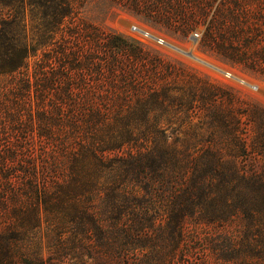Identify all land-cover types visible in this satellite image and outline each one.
<instances>
[{"label":"trees","instance_id":"trees-1","mask_svg":"<svg viewBox=\"0 0 264 264\" xmlns=\"http://www.w3.org/2000/svg\"><path fill=\"white\" fill-rule=\"evenodd\" d=\"M112 1L156 21L162 20L166 26L182 32L199 23L205 24L204 45L220 55L236 57L231 60L257 67L258 56L244 51L249 48L257 51L258 30L252 22L251 0H220L211 15L212 2L208 0ZM76 2L39 1L43 17H50V34L43 44L51 43L65 17H75ZM23 7L24 0H0V82L3 84L0 87V264H177L182 260L188 225L210 229L204 242L219 264H264V182H240L238 187L243 186L242 190L234 191L232 187L236 199H219L216 193L225 186L208 182L207 176L200 181L178 182L176 186L163 182L164 174L157 171L162 160L150 152L139 153L138 157L117 158L125 170H129L125 179L130 177V180L115 188L99 187L92 183L95 181L91 175L86 178L81 173L87 171L82 154H74L69 160V165L78 163L80 168L72 167L70 174L65 176L67 182L56 186L44 180L40 182L34 169L6 167L7 160H16L18 150L28 147L22 143L27 132L50 139L53 128L61 125V120L77 124L81 115L79 105L85 103L90 109L95 98L92 93L83 96L71 90L69 81L61 88L62 92L58 89V94L50 95V84H54L53 78L58 76H53L52 72L44 73L53 76L48 77V84L37 70L36 78L27 76L29 59L40 48V42L22 39L17 22L8 19L4 12ZM78 31L68 28L65 33L71 37L81 34ZM86 33L88 51L83 52L78 46H65L67 40L60 44L61 66L91 71L97 76L108 74L112 76V87L118 77L122 82L129 78L132 85L125 87L126 92L136 96L138 106L146 108L149 101L144 99L145 90L142 87L139 90L135 84V64L141 62L150 78L149 65L156 69L160 61L143 47L134 46L111 32L103 43L108 55L99 56L101 30L96 29L97 34L92 37ZM68 36L62 35L63 38ZM38 63L36 66L40 68ZM5 77L8 80L3 82L1 78ZM145 81L148 87L150 84ZM161 94L163 98L167 95ZM153 97L157 100L158 94ZM130 141L99 147L100 141L86 140L82 146L83 155L87 160L104 161L107 159L105 150L120 149ZM153 178L158 182H149ZM92 192L94 196L89 195ZM25 201L35 210L42 204L45 216L47 212L59 214L54 212L52 218L46 219L55 227L42 233L53 235L50 237L53 244L45 252L41 251L39 243L30 250V245L12 242L19 236L33 239L32 228L41 225V215L37 216L36 223L23 221L21 212ZM234 223L239 227L232 228ZM67 225L70 230L66 229ZM51 259L55 262H50Z\"/></svg>","mask_w":264,"mask_h":264},{"label":"rangeland","instance_id":"rangeland-1","mask_svg":"<svg viewBox=\"0 0 264 264\" xmlns=\"http://www.w3.org/2000/svg\"><path fill=\"white\" fill-rule=\"evenodd\" d=\"M39 1L24 0L22 10L9 8L4 11L8 19L17 22L22 39L40 42V48L30 57V67L25 73L34 79L38 76V73H34L39 71L46 84L49 83L46 82L48 77L58 75L53 78L56 80L54 84H50V95L58 94V89L62 92L61 88L66 87V81H69L71 90L79 95L92 93L98 99L94 98L90 109L85 103L79 105L81 115L78 123L61 120V125L53 128L50 139L27 132L22 137V143L25 142L28 147L18 150L16 160H7L6 167L34 169L40 182L44 180L56 186L67 182L65 176L70 174L72 167L80 168L78 163L69 165V160L75 157L74 154H82L87 171L81 173L86 178L91 175L90 178L95 181L92 183L99 187L115 188L124 186L130 180V177L125 179L129 170H125L117 158L128 155L138 157L139 153L150 152L162 160V166L157 171L164 174L163 182H172L176 186L178 182L200 181L201 177L207 176L208 182L225 186L216 193L219 199H236L232 187H235L234 191L242 190L243 186L238 187L240 182H264V0H251L249 3L253 13L252 22L258 30V42L255 45L257 51L254 48L244 50L258 56L257 67L231 60L236 57L220 55L204 45L205 24L199 23L187 32L178 31L175 27L166 26L162 20L156 21L128 10L112 0H77L75 17H65L51 43L43 44L50 34V17H43ZM211 2L210 15L220 0H208V3ZM131 23L165 37L175 48L156 46L140 39L130 32ZM68 28L78 29L81 34L69 37L65 33ZM96 29L102 33L99 56L108 55L103 43L111 32L126 38L134 46L143 47L160 61L156 69H151L148 64L152 81L141 62L135 64V84L139 90L141 87L145 90L144 99L149 101L146 108L138 106L136 96L126 92L125 87L132 85L129 78L125 82L119 77L114 78L118 81L112 87V76L108 74L97 76L92 75L94 73L91 71L82 72L61 66L60 44L67 40L65 46H78L83 52L88 51L89 43L84 35L89 32V37L96 36ZM194 31L199 34L196 39L191 37ZM62 35L68 37L63 38ZM38 62L40 68L36 66ZM211 64L237 72L256 84L257 89L250 90L225 81L211 69ZM49 72L54 75L44 74ZM1 80L6 82L8 77ZM145 80L150 84L148 87ZM161 92L167 95L163 98ZM155 94H158L157 100L153 97ZM91 139L100 141L99 147L119 144L123 140L131 141L124 143L120 149L105 150L107 159L98 161L87 160L83 155L84 141ZM149 182L158 180L153 178ZM89 195L94 196V192ZM42 207L40 204L39 209H32L25 201L21 212L23 221L27 219L36 223L37 216L41 215V225L32 228L35 232L33 239L19 236L12 242L15 240V244L30 245V250L39 243L42 252L53 244V239H50L53 235L49 237L43 234L55 227L50 220H46L52 218L55 211L47 212L45 216ZM233 227L239 226L234 223ZM66 229L70 230L69 225ZM208 231L210 229L205 226H186L187 241L183 244L182 260L177 264H219L205 245L204 238ZM37 238L40 242H37ZM50 262L54 263L55 259Z\"/></svg>","mask_w":264,"mask_h":264},{"label":"built area","instance_id":"built-area-1","mask_svg":"<svg viewBox=\"0 0 264 264\" xmlns=\"http://www.w3.org/2000/svg\"><path fill=\"white\" fill-rule=\"evenodd\" d=\"M130 32L134 33L136 36H138L142 40L149 41L150 43L160 46V47H166V48H175L173 44H171L165 37L137 24V23H131L129 25ZM191 37L196 39L199 37L198 32L194 31L191 33ZM202 62L210 65L207 61ZM211 69L222 79H224L227 82H230L231 84H237L242 87H245L250 90H256L257 85L248 81L245 77L238 74L237 72L228 69V68H222L211 64Z\"/></svg>","mask_w":264,"mask_h":264},{"label":"bare ground","instance_id":"bare-ground-1","mask_svg":"<svg viewBox=\"0 0 264 264\" xmlns=\"http://www.w3.org/2000/svg\"><path fill=\"white\" fill-rule=\"evenodd\" d=\"M204 61V60H203Z\"/></svg>","mask_w":264,"mask_h":264}]
</instances>
